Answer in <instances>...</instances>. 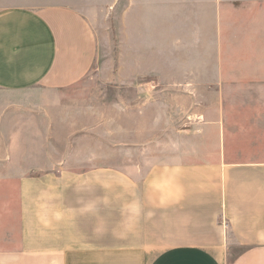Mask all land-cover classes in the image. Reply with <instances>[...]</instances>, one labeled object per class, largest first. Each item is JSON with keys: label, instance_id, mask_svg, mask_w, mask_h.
Wrapping results in <instances>:
<instances>
[{"label": "crops", "instance_id": "crops-1", "mask_svg": "<svg viewBox=\"0 0 264 264\" xmlns=\"http://www.w3.org/2000/svg\"><path fill=\"white\" fill-rule=\"evenodd\" d=\"M183 1L193 16L162 11L161 32L153 13L129 21L130 58L117 60V76L124 89L153 76L158 87L191 86L188 126L168 134L192 140L138 146L129 167L138 173L123 179L137 192L106 198L96 148L68 171L80 154L67 155L72 103L62 98L99 72L97 34L60 0H0V217L18 225L0 224V264H264V12L244 18L237 41L216 6L264 0H212L209 16L195 12L200 0ZM158 99L137 96L133 109L124 99V137L160 134ZM67 172L87 178L70 184ZM26 208L45 231H26Z\"/></svg>", "mask_w": 264, "mask_h": 264}, {"label": "rangeland", "instance_id": "rangeland-1", "mask_svg": "<svg viewBox=\"0 0 264 264\" xmlns=\"http://www.w3.org/2000/svg\"><path fill=\"white\" fill-rule=\"evenodd\" d=\"M21 0H5L6 5L17 4ZM68 3L71 7L78 9L84 17L91 23L95 34L98 37V61L97 68H100L97 73L87 77L79 87L71 92H63L62 98L65 102H71V108L66 111L68 117L64 123L65 135H71L72 141L66 142L67 155L70 152H78L79 156L74 158V163L68 165V171H73L81 161H89V152L97 149V159L99 160L98 177L100 179V191L102 197H108L109 194L121 196L137 192L133 190L130 184H125L124 178H129V173H138L137 170H129L132 165H137L139 162L138 156L141 155L136 150L138 146L152 145L153 143L175 142L184 143L185 140H192L191 137L185 138L184 135L168 134L169 128L178 129L181 131L187 125L186 117L189 115L186 110L192 106V103L183 100L184 94L192 90L191 86L182 87H158V79L153 76L138 77L135 80L137 87L127 84L124 89V84L121 77L117 76V60H128L130 58V50L128 49L130 41V22L133 20H146L152 14L153 19H158L155 23V29L162 31V20L166 11L174 18L187 17L185 14L192 13V6L189 8L183 6L186 4L183 0H60ZM178 2L180 5L178 6ZM183 3V5H182ZM212 0H200L198 8L201 16H209L211 14ZM217 11L220 15H224L223 25L225 30L233 29L238 41L239 36L243 32V28L248 27V23L244 20L249 13L264 12V2L258 5L252 3L241 2H218ZM167 7V8H166ZM188 8V9H187ZM186 9L184 12L182 10ZM163 11V12H162ZM184 13V14H183ZM262 24V22H260ZM229 28V29H228ZM231 30V31H233ZM227 37L226 45L229 43ZM128 47V48H127ZM163 48L161 47L159 53ZM232 48L226 52L231 54ZM161 63L164 58L160 55ZM132 80V79H131ZM144 83H148L144 85ZM140 84V85H139ZM143 97L145 99L159 98V135L127 137L123 136L120 114L124 106V99H127V108L133 109L135 97ZM123 101V102H122ZM130 105V106H129ZM142 107H145L142 105ZM148 107V105H146ZM130 115V114H129ZM130 117V116H129ZM155 122V121H154ZM150 117L144 118L141 122L144 132H148L152 126ZM134 129L135 122H132ZM131 129V128H130ZM172 131V130H171ZM73 147V151L71 150ZM85 153H88L84 156ZM109 167V169L107 168ZM116 169L112 170L110 169ZM142 171H147L143 169ZM85 172L71 173L67 172V181L71 182L76 179L87 178ZM80 176V177H79ZM83 176V177H81ZM44 176L30 177L35 180L42 179ZM37 182H40L37 181ZM6 182L4 184H12ZM132 189V190H131ZM139 191V190H138ZM109 199H103L102 204L106 206L103 211L107 212ZM38 208L37 212L39 213ZM40 215V214H39ZM14 214L10 216L0 217V224L5 225L7 232H13L17 225V218L14 219ZM109 213L103 215V222L109 221ZM43 217L35 214H30V209H23V224L26 231H45L46 224L43 223ZM15 221V225H14ZM104 222V223H105ZM72 228L76 223L71 221ZM0 232L3 226L0 225ZM18 228V225H17Z\"/></svg>", "mask_w": 264, "mask_h": 264}]
</instances>
